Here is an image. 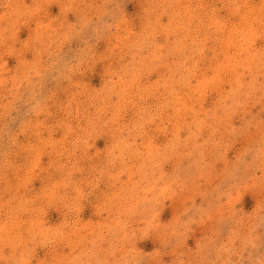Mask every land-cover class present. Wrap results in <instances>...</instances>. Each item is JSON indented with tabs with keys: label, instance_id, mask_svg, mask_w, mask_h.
Returning a JSON list of instances; mask_svg holds the SVG:
<instances>
[{
	"label": "rangeland",
	"instance_id": "obj_1",
	"mask_svg": "<svg viewBox=\"0 0 264 264\" xmlns=\"http://www.w3.org/2000/svg\"><path fill=\"white\" fill-rule=\"evenodd\" d=\"M0 264H264V0H0Z\"/></svg>",
	"mask_w": 264,
	"mask_h": 264
}]
</instances>
